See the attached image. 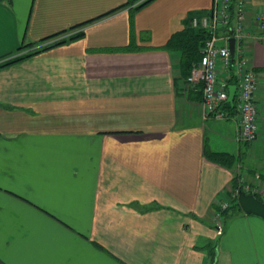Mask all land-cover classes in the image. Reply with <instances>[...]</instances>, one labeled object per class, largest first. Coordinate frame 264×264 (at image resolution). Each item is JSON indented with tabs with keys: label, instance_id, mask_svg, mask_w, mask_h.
Segmentation results:
<instances>
[{
	"label": "crops",
	"instance_id": "obj_1",
	"mask_svg": "<svg viewBox=\"0 0 264 264\" xmlns=\"http://www.w3.org/2000/svg\"><path fill=\"white\" fill-rule=\"evenodd\" d=\"M129 1L0 0V62L82 32L0 68V264H208L216 238L217 264H264V219L213 220L236 172L264 180V0H246L253 143L235 140V109L202 118L165 48L212 0Z\"/></svg>",
	"mask_w": 264,
	"mask_h": 264
},
{
	"label": "built area",
	"instance_id": "obj_2",
	"mask_svg": "<svg viewBox=\"0 0 264 264\" xmlns=\"http://www.w3.org/2000/svg\"><path fill=\"white\" fill-rule=\"evenodd\" d=\"M258 29L264 28V10L254 15ZM191 26L208 31L200 60L193 64L186 78L190 84L200 85L202 94V118H228L227 109L228 87L236 86L234 105L238 117L235 140L238 143H253L258 139V106L256 90L258 76L248 59L247 40L249 26L247 23L246 0H212L206 12L193 16ZM234 39V56L229 50V38ZM233 78L234 82L229 79ZM240 192L253 194L264 201V180L259 173L247 180V173H242L237 186L230 188L223 201L217 202L214 215L218 233L222 229L221 212L226 210Z\"/></svg>",
	"mask_w": 264,
	"mask_h": 264
},
{
	"label": "trees",
	"instance_id": "obj_3",
	"mask_svg": "<svg viewBox=\"0 0 264 264\" xmlns=\"http://www.w3.org/2000/svg\"><path fill=\"white\" fill-rule=\"evenodd\" d=\"M151 1L152 0H131L128 3H125L124 5L117 7V9L124 7V6H127V5H130V7H132V9H140L144 5L148 4ZM117 9H114V11ZM110 12H113V11H110ZM192 17H190L188 19V22L185 24L184 28L181 31L174 33L170 37V39L167 41V44L165 46V48H167V49L176 50L180 53V68H181L182 72L184 73L183 75L185 77L188 76L192 65L197 63L200 60L202 45H203L205 39L209 36V33L207 30L200 28V27L191 26ZM91 21L92 20L86 21L85 23L79 24L77 26L86 24V23L91 22ZM81 35H82V32L72 34V35H69L67 38L58 39L56 41L47 43L45 45L36 47L32 51H28L27 53L15 55L9 59H6V60L0 62V68L9 66V65L14 64L16 62H19L25 58H28L32 55H35L41 51L47 50V49L54 47L56 45L64 44L65 42H68L70 40L78 38ZM48 38H52V37L51 36L46 37L41 42H43L44 40H46ZM25 46H29V45H25ZM30 46H34V44H31ZM128 46H129V49H133V46L131 44H129ZM229 81L232 83L234 82L233 78H230ZM224 107L229 112H232L235 109V105L232 106L229 102H226ZM204 151H205L206 157L209 158L211 161H214V162H216L220 165H223L227 168H232L233 164L235 163L234 156L232 154L227 153V152L211 151V150L207 149V147H205ZM246 173H249V172L246 171ZM240 175H241L240 172H236L234 174L230 188H234L237 186V181H238ZM259 199H261V198H259ZM216 209H217V207H216ZM234 210L241 211V209L237 203V199H233L230 202V205L227 207V209L221 212V215H222V217L223 216L226 217V213H228L229 211H234ZM202 248L205 249V251L208 254V264H214V262L216 260V246H215V244L213 242H209L205 246H203Z\"/></svg>",
	"mask_w": 264,
	"mask_h": 264
},
{
	"label": "water",
	"instance_id": "obj_4",
	"mask_svg": "<svg viewBox=\"0 0 264 264\" xmlns=\"http://www.w3.org/2000/svg\"><path fill=\"white\" fill-rule=\"evenodd\" d=\"M229 42V50L231 56H234V39L231 37L228 40ZM235 89L236 86L234 84H230L228 87V99L227 101L233 106L234 105V97H235ZM237 203L240 209L246 215H256L264 219V201L259 199L257 196L253 194H248L245 192H240L237 197Z\"/></svg>",
	"mask_w": 264,
	"mask_h": 264
},
{
	"label": "rangeland",
	"instance_id": "obj_5",
	"mask_svg": "<svg viewBox=\"0 0 264 264\" xmlns=\"http://www.w3.org/2000/svg\"><path fill=\"white\" fill-rule=\"evenodd\" d=\"M225 122H227V121H225ZM231 213L234 214V211H231ZM231 213H230V214H231ZM232 214H231V215H232ZM231 215H230V216H231ZM230 216L227 217V218H225V219L223 218V217H224V216H223L221 222L224 221V222H222V223H224V225H225V222H227V220L230 219ZM213 220H214V219H213ZM214 222H216V220H214ZM226 224H227V223H226ZM219 239H220V238H216V239L214 240V242H213V243L215 244V246H216V254H217V252H218L219 241H220ZM214 264H217V256H216V260H215Z\"/></svg>",
	"mask_w": 264,
	"mask_h": 264
}]
</instances>
